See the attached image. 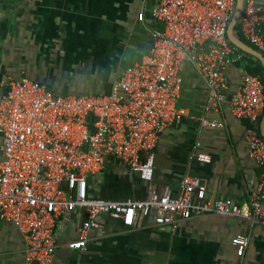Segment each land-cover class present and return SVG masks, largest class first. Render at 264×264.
<instances>
[{
  "label": "built area",
  "instance_id": "2783aa9c",
  "mask_svg": "<svg viewBox=\"0 0 264 264\" xmlns=\"http://www.w3.org/2000/svg\"><path fill=\"white\" fill-rule=\"evenodd\" d=\"M235 6L236 0H144L137 19L142 21L150 12L161 27L154 30L142 60L127 67L106 93L62 95L25 76L2 82L0 220L21 234L24 264H55L59 223L76 210L87 217L67 249L83 255L90 232L103 226L104 216L133 227L137 219L153 215L157 226L172 232L179 220L203 215L264 226V176L242 204L209 197L206 182L190 174L182 176L176 192L158 193L152 185L163 132L172 124L196 119L180 104L184 62L205 85L207 110H218L226 101L227 72L243 65L241 85L229 106L233 117L244 122L243 141L251 158L264 168V78L247 71L246 54L227 37ZM263 21L256 1L244 0L236 34L264 55ZM199 120L202 126L221 125ZM199 147L197 142L189 164L211 162ZM112 160L136 180L149 183L145 199L112 201L89 195V179L103 173ZM232 244L241 257L249 239L236 237Z\"/></svg>",
  "mask_w": 264,
  "mask_h": 264
},
{
  "label": "crops",
  "instance_id": "0c3cea01",
  "mask_svg": "<svg viewBox=\"0 0 264 264\" xmlns=\"http://www.w3.org/2000/svg\"><path fill=\"white\" fill-rule=\"evenodd\" d=\"M262 8L264 0H255ZM144 0H0V98L2 82L25 76L44 82L54 92L102 94L129 66L142 60L161 27L145 13ZM150 6V5H149ZM264 31V21H263ZM242 64L227 72L229 90L218 110L206 109V88L192 66L180 67V104L196 119L170 125L156 148L153 187L176 192L183 175L198 176L213 199L246 202L264 176L243 141L244 122L233 117L229 100L241 85ZM200 118L221 124L202 126ZM262 120V119H261ZM261 125V123H260ZM211 156L209 164L189 157L194 145ZM0 135V161L2 160ZM149 183L136 180L121 163L110 161L89 179L88 193L105 200L145 199ZM87 214L72 212L57 229L55 264H264V226L239 218L203 215L179 220L175 232L157 226L153 215L125 227L107 216L90 232L87 253L67 249L79 237ZM249 239L241 257L232 240ZM24 242L11 224L0 220V264H24Z\"/></svg>",
  "mask_w": 264,
  "mask_h": 264
},
{
  "label": "water",
  "instance_id": "95a60500",
  "mask_svg": "<svg viewBox=\"0 0 264 264\" xmlns=\"http://www.w3.org/2000/svg\"><path fill=\"white\" fill-rule=\"evenodd\" d=\"M243 5H244V0H236L235 10L227 28V37L230 43L233 44L235 47L243 51L245 54L258 60L264 69V55L261 52L257 51L256 49H254L249 44H247L246 42H244L236 34V27L238 25L240 16L242 14ZM260 130H261V135L264 138V113L261 120Z\"/></svg>",
  "mask_w": 264,
  "mask_h": 264
},
{
  "label": "trees",
  "instance_id": "16d2710c",
  "mask_svg": "<svg viewBox=\"0 0 264 264\" xmlns=\"http://www.w3.org/2000/svg\"><path fill=\"white\" fill-rule=\"evenodd\" d=\"M236 30H238V26L236 27ZM243 41H245V40H243ZM246 56H247V58L244 60V63H245L247 71L249 73H252V74H259V75L263 76V78H264V69H263L262 65L260 64V62L256 59H254L253 57L247 55V54H246Z\"/></svg>",
  "mask_w": 264,
  "mask_h": 264
}]
</instances>
